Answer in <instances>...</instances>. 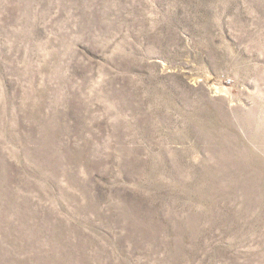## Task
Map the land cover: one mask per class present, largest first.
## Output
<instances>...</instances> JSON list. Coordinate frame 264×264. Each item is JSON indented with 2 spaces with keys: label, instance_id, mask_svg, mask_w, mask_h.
I'll return each instance as SVG.
<instances>
[{
  "label": "rangeland",
  "instance_id": "1",
  "mask_svg": "<svg viewBox=\"0 0 264 264\" xmlns=\"http://www.w3.org/2000/svg\"><path fill=\"white\" fill-rule=\"evenodd\" d=\"M0 264H264V0H0Z\"/></svg>",
  "mask_w": 264,
  "mask_h": 264
}]
</instances>
